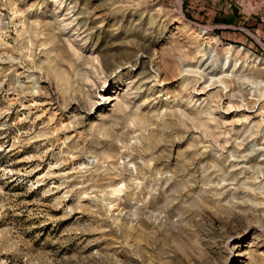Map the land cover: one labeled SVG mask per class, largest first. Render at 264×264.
<instances>
[{
    "label": "rangeland",
    "instance_id": "1",
    "mask_svg": "<svg viewBox=\"0 0 264 264\" xmlns=\"http://www.w3.org/2000/svg\"><path fill=\"white\" fill-rule=\"evenodd\" d=\"M0 264H264V0H0Z\"/></svg>",
    "mask_w": 264,
    "mask_h": 264
}]
</instances>
